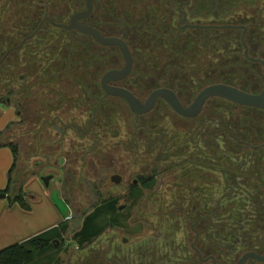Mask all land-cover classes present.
<instances>
[{"label": "rangeland", "instance_id": "obj_1", "mask_svg": "<svg viewBox=\"0 0 264 264\" xmlns=\"http://www.w3.org/2000/svg\"><path fill=\"white\" fill-rule=\"evenodd\" d=\"M85 1L73 0L74 10L78 9L76 7L83 8ZM9 3V0H0V53L9 50L8 37L17 33L15 44L17 41L20 43L21 34H29L35 24V21L25 23L24 26L32 27H23L17 32L16 25H21L22 20H9ZM139 35L142 36V33ZM50 37V43L58 45L61 38ZM13 42L14 39L11 45H15ZM62 45L60 43L59 46ZM67 46L74 47L71 43ZM25 47L26 52L10 58V65L5 66L8 72L4 74L9 78L7 83L18 91L13 99L23 107L20 120L24 123L7 131L2 138L19 145L13 180L15 177L20 184L31 173H41L39 176L53 174L54 178L46 189L58 199V191L55 190L58 189V168H64L70 192L66 193L65 186L60 184L61 194L63 197L70 196L73 213L72 219L66 222V229L55 239L54 245L61 248L57 257L37 260V264H202L198 262L197 254L189 251L195 232H192L188 222L196 226L199 223L200 249L205 251L209 248L210 255L218 259V264H235L246 251L264 254V112L213 98L201 114L185 118L165 100L159 99L150 112L137 116L125 99L109 96L105 97L103 104L106 106L102 111H107L104 113L107 123L102 127L106 126L108 133L104 128L97 127L95 131L83 134L72 129L68 121L85 127L90 120L96 122L98 117L91 119L94 102L86 113H82V117L79 109L75 108L76 104H70V101L102 98V75L108 69L124 65L121 53L115 50L105 57L99 49L98 56L94 57L100 60L96 62L93 57V65L91 53L84 54V48L78 52L66 50L61 60L58 51L55 63H59V68L57 64L48 68L49 74H52L53 68L57 70L51 83V75L45 77L40 71L44 66L41 56L44 55L36 56L31 44ZM135 50L136 53L137 48ZM67 57L70 60H66ZM134 58L132 74L123 85L143 101L159 87L175 90L185 105H189L204 87L213 83L237 82L240 88L250 92L256 87L252 84L250 70H211L207 55L200 52V46L172 56L158 50L157 53H136ZM21 75L26 79H22ZM1 80L0 92L6 93L9 86L5 84L6 80ZM79 82L81 87H78ZM58 91L62 92L66 101L56 96ZM61 104V110L52 111ZM61 113L67 125L64 134L57 133L51 124L46 123ZM188 159L194 165L185 163L187 176H183L182 171L179 175L183 177L178 178L174 172L176 165L184 168L183 161ZM217 164L220 169L223 166L232 174H237L232 184H235V191L241 197L234 203H219L223 192L217 181L222 180V175L212 170L207 173L203 168V165L212 167ZM154 169H157L155 174L159 173L156 184L144 189L138 195L139 204L133 206L132 199L137 194L131 197V184L135 179L143 183V176L152 174ZM114 173L123 176L121 184L111 182L110 176ZM207 174L209 193L215 196L214 202L210 203L211 210L220 213L229 211L230 215L241 220L237 221L235 239L225 243L209 238V234L213 233L212 227H222V223H203L199 220V212H205L203 206L198 202L191 205V199L184 197L185 187L189 181L195 180L192 177L196 178V184L191 186L190 192L193 194L199 190L198 193H201L202 179L206 180ZM228 185L231 186V183ZM228 193L232 191L226 189L224 194ZM243 199L249 200L248 206ZM105 201H116L115 210L118 212L102 215L98 224L103 232L83 247L73 240V235L81 228L85 215ZM123 205L125 208L119 210V206ZM196 212L199 216L194 217ZM182 213L189 214L185 216ZM245 218L246 222L243 221ZM207 227L211 230L205 234Z\"/></svg>", "mask_w": 264, "mask_h": 264}, {"label": "flooded vegetation", "instance_id": "obj_2", "mask_svg": "<svg viewBox=\"0 0 264 264\" xmlns=\"http://www.w3.org/2000/svg\"><path fill=\"white\" fill-rule=\"evenodd\" d=\"M9 2V20L14 22L22 20L20 22L22 23L21 25H16L17 32L20 28L27 27L28 29L32 27L27 24L24 26L25 23H33L34 21L39 23L35 30L29 34H21L19 37L21 38L20 43L15 44L11 48V52L21 49L24 43L38 32H41L40 35L44 37L58 36L61 39H78V37L89 36L77 29L65 27L70 24L75 13L86 9V1L84 7L80 9L76 7V9L78 8L77 10H74V6L71 3L73 0H9ZM71 10H74V12H71ZM80 22L97 28L106 37L123 39L129 46L133 58L136 53H157L158 50L162 54L172 56L183 53V51L187 53L193 50L194 47L200 46V52L207 55L208 63L210 62L208 65L211 70H250L253 79L252 84L260 87L259 89L255 87L256 90L254 89L253 93L258 94L264 88V0H94L90 15L81 19ZM45 23L62 29V31H54L53 33L42 31ZM139 33H142V36ZM49 34L50 36H48ZM16 36L17 33L12 35V37ZM89 37L92 39L93 47L91 49H93L95 57L98 56L99 49L104 52L105 57H108L109 53H114L115 50L119 51L123 57L122 50L118 45H103L92 36ZM136 48L137 52L135 53ZM95 57L94 60L96 62L100 60ZM123 60V66L111 68L107 71L123 68L125 66L124 57ZM128 78L118 82H111L110 84L125 87L123 82L127 81ZM100 83L102 87V78ZM78 87H81L80 82ZM102 90L104 95L96 101H82L81 98L73 102L68 100L71 102L70 104H76L75 108L79 109L80 116L83 112L86 113L88 108L92 107L93 116L91 119L96 120L98 117L96 122L90 120L86 127L75 124V121L69 120V122L66 120L72 126V129L74 128L80 133L83 132V134H89L99 127L104 128L108 133L107 127H102L103 124L106 125L107 123L105 120L106 116H104V113L107 111L102 112L106 106L103 102L105 97L118 96L107 95L103 87ZM132 92L135 93L134 91ZM92 102L94 104L91 106ZM14 106L19 118H21L23 116L21 103L19 105L20 109L16 105ZM61 108L62 104L59 109L61 110ZM54 111L59 110L54 109ZM136 115L140 116L142 114ZM63 116L64 114L62 113L57 114L51 118L52 120L46 121V123L51 124L52 128L57 130V133L64 134L67 125ZM20 121L19 119L18 122ZM18 122L16 123L19 124ZM56 124H59V126ZM62 160L61 163L64 161ZM176 161L179 162L178 160ZM185 163L190 166L194 165L193 161L189 159L183 161L184 168L176 165L174 172L178 175V178H181L182 175L179 174L182 171L184 172L183 176H187L188 170ZM195 165L197 166V164ZM218 166L220 165L218 164ZM203 168H205L207 173L210 171L207 165H203ZM58 170L59 183L63 184L65 192L69 193V181L65 174V169L61 167ZM219 170L221 169L219 168ZM114 175L119 176V183L112 181ZM192 179L196 180L195 177H192ZM110 180L114 184H121L123 176L119 173H114L110 176ZM195 180L189 181V184L185 187L186 190L184 191L186 193L184 197L187 199L207 197L210 189V184L207 181L209 180V174H207L206 180L202 179L201 193H198V190L192 194L190 191L193 187L191 186L196 184ZM223 181V179H218L217 184L222 185V183L224 184ZM133 183L137 184L138 180L135 179ZM175 187H178V182H176ZM66 198L69 201L70 196ZM198 225L199 223L196 226L193 222H188V226L191 227L192 232H195V238L191 243L189 251L195 252L198 256V262L202 264H218V259L210 255L209 248H206L205 251L203 248L200 249ZM256 253L264 255L260 252ZM250 261H253L254 264H264V261L254 258H249L244 264H248Z\"/></svg>", "mask_w": 264, "mask_h": 264}, {"label": "trees", "instance_id": "obj_3", "mask_svg": "<svg viewBox=\"0 0 264 264\" xmlns=\"http://www.w3.org/2000/svg\"><path fill=\"white\" fill-rule=\"evenodd\" d=\"M38 24H39L38 22H35L34 26L32 27L31 32L33 30H35V28L38 26ZM55 29H56V31H62V29H58L57 27L52 26L49 23H45L44 27L42 28V31H47L48 33H49V31H51L53 33L55 31ZM40 34H41V32H38L33 37H31L29 40H27L21 49H16L6 56L7 51L11 50V48L14 46V45H11L12 44L11 41L14 39L13 44H15V41H16L15 38L12 37V35H11V37H8V39H10V48H9V50L8 49L3 50L0 53V84L2 83L1 79L6 80L5 84H7V86H9V89L6 93L0 92V102H5V103L11 104V105H16L17 108L20 109L19 101L13 99V96L16 95L18 93V91L15 90V86L13 87V85H11V83L9 85V82H10L9 78H8V76L7 77L5 76L6 72H8L7 69L5 68V66L8 64L10 65L9 60L12 56H17L20 53H24V51L26 52L27 49H25L26 48L25 46L28 44L32 45V49H33L32 51L35 52L36 56L40 57L41 54L44 55V56H41L42 61L44 62L43 63L44 66H42L40 71H41L42 75H46L45 77H47V76L50 77V75H51V78L49 80L51 83L53 82L52 81L53 80L52 75L57 70L55 68H53L52 74L51 73L49 74L50 71L48 68L52 64L53 65L57 64L55 62L58 60H57V57L55 55L57 54L58 51H60L59 57L61 60V55L63 52H66V50H67V52H68V49L76 50V52H78L82 48H84L83 49L84 54L88 55V53H91L92 57L90 60H91V63L94 65V62H93L94 53H93V49H91V47H93V44H92V39L89 36L78 37V39H76V40L74 38L60 39L58 45H55V44L50 43V40H52L51 37L50 38L44 37L43 35L41 36ZM0 39H2V38H0ZM35 40H36L35 43H33V44L30 43V42H33ZM3 41L6 42L7 39H3ZM3 41H1V43H4ZM17 43H19V41H17ZM60 43L63 45L59 46ZM68 43H71V46L73 45L74 47L68 48L69 47V46H67ZM39 50L41 52H38ZM66 60H70V59H68V57H67ZM56 67L59 68V63L57 64ZM22 77H24V78H22ZM45 77H44V79H45ZM21 78L26 79V77L22 76V75H21ZM7 81H9V82L7 83ZM231 82H229V84H232V85L237 86V87L240 86L237 82H233V83H231ZM225 83L228 84V81H225ZM56 94H57L56 96H58L60 99L64 100L65 96L64 95L62 96L61 91H58ZM213 98L224 100V101H229V100L221 98V97H212L206 102L205 107L207 106L208 102ZM64 101H66V99ZM229 102H232V101H229ZM232 103H234L237 107L253 108V109H258L259 111L264 112L263 109H260L257 107L247 106V105H243V104H239V103H235V102H232ZM54 109H59V107H57V108L54 107L52 109V111H54ZM18 123L19 124H17L16 122H13V123L9 124L8 130L15 127L16 125H20V124L24 123V120H21ZM1 144H3V143L0 142V145ZM4 145L11 147L13 154H14V158H15L14 163H16L17 157L19 156V145L15 142H12V141L4 143ZM14 166H15V164H14ZM14 166L12 167V169L9 173L10 174L9 175V181L12 180V173H13ZM209 168L213 172H219L220 175H222V172H223L222 179L224 180L223 181L224 184L223 183H222V185L219 184L221 186L220 189L222 190V192L224 193L226 191V189H229L232 191L231 194L228 193V195L224 194L221 198L219 197L220 198V200H219L220 204H222V203H225V205H226V203L231 204V203H234V201H236V199L238 197H241V194L238 193V191H235V190H237L235 184L234 185L232 184L233 183L232 181L237 177L236 176L237 174H235V173L232 174L231 170H227L223 166L221 168L222 171L219 170L218 164L213 165L212 167L209 166ZM156 172H157V169H154L152 174H150L148 176H143V178H144L143 183H141V181H138L137 184H134V183L131 184L130 188H131V191H133V195H131V197H134V195L137 194V196H135L134 199H132V205L133 206H136L139 204V200H140L139 196L144 192V189L151 188L156 184V175L159 174V173L155 174ZM229 182L231 183V186L228 185ZM227 185H228V187H227ZM262 188H263V185H262ZM24 195H25L24 191L20 190L16 195L12 196L11 198L13 201L19 202L24 208L29 209L30 206L25 201ZM212 195H213L212 193H209V195L207 197H204V198H191V205L195 202H198L205 209V212H203V210H201V212H199V213H201V217H199L200 218L199 220H202L206 223L210 222L209 225H211V223L213 224L214 222L222 223V225H221L222 227H218V228L212 227V230H211V228H209V229H208V227L206 228L205 234H208L210 232V230H211V232H213L212 234H209V238L211 237V239L213 238L215 240L220 241L221 243L222 242L225 243L228 240L231 241V240L235 239L234 236L236 234L235 233L236 232V226H237L238 222H240L241 220L239 218L237 219L236 216L230 215L229 211L226 213H225V211H223V213H220V212H215L214 210H211L212 204H210V203L214 202L213 197H215ZM199 200H201V201L199 202ZM243 200L247 201V203H245V204L248 206L249 200L248 199H243ZM115 203H116V201H114V202L111 201L109 203H107L105 201V202L97 205L91 213L85 215V217L82 221L81 228L78 231H76L73 235V240L77 241L79 244H81L84 247V245L90 244L96 238H98L101 235V233L103 232V228L99 227L98 220L104 214H115V213L117 214L118 210H115L116 209ZM197 213L198 212L193 214V216L194 217L199 216L198 215L199 213L198 214ZM182 215L186 216L187 214L182 213ZM224 217H225L226 223L224 222ZM189 218H190V216L188 217V219ZM243 221L246 222L247 218H245ZM65 225H66V222L60 224L59 226H57L55 228L48 230L42 234L37 235V236L29 239L26 242L16 243V244H13V245L1 250L0 251V264H37V260L51 259L53 257L55 259L57 257L56 256L57 252L61 250V248H58L54 245V243L56 242L55 239L61 236V232L66 229ZM207 237H208V235H207ZM51 252H53V253H51Z\"/></svg>", "mask_w": 264, "mask_h": 264}, {"label": "crops", "instance_id": "obj_4", "mask_svg": "<svg viewBox=\"0 0 264 264\" xmlns=\"http://www.w3.org/2000/svg\"><path fill=\"white\" fill-rule=\"evenodd\" d=\"M19 115L14 105L0 102V251L16 243H23L52 228L65 223L73 217L70 202L61 194V186L57 182L58 199L45 188L39 174H28L20 184L16 178L9 181V173L14 166L15 158L11 147L3 141L8 125L19 121ZM10 183V184H9ZM16 184V185H15ZM23 190L24 199L30 206L24 208L12 196Z\"/></svg>", "mask_w": 264, "mask_h": 264}, {"label": "water", "instance_id": "obj_5", "mask_svg": "<svg viewBox=\"0 0 264 264\" xmlns=\"http://www.w3.org/2000/svg\"><path fill=\"white\" fill-rule=\"evenodd\" d=\"M93 2L94 0H86V9L75 13L70 21V24L65 27L68 29L74 28L86 35L92 36L103 45H118L121 48L125 59V66L121 69L106 71L102 76V87L107 95L118 96L125 99L131 110L136 114L150 112L154 108L157 101L159 99H163L179 114L185 117H196L202 112L205 103L212 97H221L235 103L257 107L264 110V88L257 94L231 84L223 82L213 83L204 87L189 105H185L177 93L168 87L156 88L150 93L145 101H142L131 90L122 86L110 84L111 82H118L130 76L133 70L134 58L131 54L129 46L123 39L117 37H106L97 28L80 22L81 19L90 15L93 9ZM10 52L11 50L7 52L6 56ZM53 178V174L40 176L45 188H49L50 181ZM112 181L119 183V176L114 175L112 177ZM0 197L4 198L6 197V194L0 193ZM123 208H125V205L119 206V210H122ZM249 258L264 261V255H259L253 251H246L239 258L236 264H244Z\"/></svg>", "mask_w": 264, "mask_h": 264}, {"label": "built area", "instance_id": "obj_6", "mask_svg": "<svg viewBox=\"0 0 264 264\" xmlns=\"http://www.w3.org/2000/svg\"><path fill=\"white\" fill-rule=\"evenodd\" d=\"M69 218H71V216H69Z\"/></svg>", "mask_w": 264, "mask_h": 264}]
</instances>
